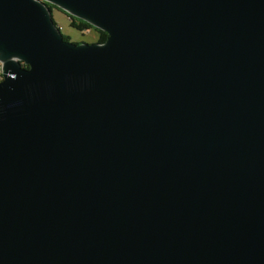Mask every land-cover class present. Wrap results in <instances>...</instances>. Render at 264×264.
<instances>
[{
  "label": "water",
  "instance_id": "1",
  "mask_svg": "<svg viewBox=\"0 0 264 264\" xmlns=\"http://www.w3.org/2000/svg\"><path fill=\"white\" fill-rule=\"evenodd\" d=\"M0 64V264H264V0H0Z\"/></svg>",
  "mask_w": 264,
  "mask_h": 264
},
{
  "label": "rangeland",
  "instance_id": "2",
  "mask_svg": "<svg viewBox=\"0 0 264 264\" xmlns=\"http://www.w3.org/2000/svg\"><path fill=\"white\" fill-rule=\"evenodd\" d=\"M52 17L54 21L59 26L60 32L64 36H68L71 39V42H84V43H94L95 37L97 36L96 32L93 30L79 32L75 29H72L69 26V19L62 13L57 11H52Z\"/></svg>",
  "mask_w": 264,
  "mask_h": 264
},
{
  "label": "trees",
  "instance_id": "3",
  "mask_svg": "<svg viewBox=\"0 0 264 264\" xmlns=\"http://www.w3.org/2000/svg\"><path fill=\"white\" fill-rule=\"evenodd\" d=\"M46 6L50 10L52 21L55 24V26H57L58 29H59V26L57 25V23L54 21V19L52 17V11H54V10L57 11V12H60V13L64 14L69 19V26L72 29H75V30H77V31H79L81 33L84 32V31H89V30L95 31L96 34H97V36L95 37L94 43L102 44V43H104L106 41L107 34L105 32H102V31H100L98 29H95L90 24H88V23H86V22H84L82 20H79L77 18H74V17H72V16L64 13L63 11H61L59 8H57L56 6H54L52 4H47L46 3ZM62 37H63V39L65 41L71 42L70 37L64 36V35H62ZM80 43H84V42H74V44H76V45H78Z\"/></svg>",
  "mask_w": 264,
  "mask_h": 264
},
{
  "label": "built area",
  "instance_id": "4",
  "mask_svg": "<svg viewBox=\"0 0 264 264\" xmlns=\"http://www.w3.org/2000/svg\"><path fill=\"white\" fill-rule=\"evenodd\" d=\"M1 75L2 73H1V64H0V80L2 79Z\"/></svg>",
  "mask_w": 264,
  "mask_h": 264
}]
</instances>
